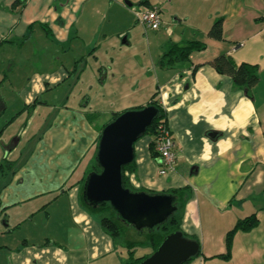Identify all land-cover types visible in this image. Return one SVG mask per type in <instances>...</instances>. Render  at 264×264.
Returning <instances> with one entry per match:
<instances>
[{"label":"crops","instance_id":"crops-1","mask_svg":"<svg viewBox=\"0 0 264 264\" xmlns=\"http://www.w3.org/2000/svg\"><path fill=\"white\" fill-rule=\"evenodd\" d=\"M134 4L161 12L153 31L160 51L143 56L138 75L146 82L149 68L153 76L177 160L159 176L144 136L126 177L135 190L189 188L180 228L199 255L187 264H264L263 0H0V264L126 258L80 206L79 185L100 128L148 101L105 102L116 74L128 78L115 88L122 93L135 81L126 36ZM218 20L222 41L207 37ZM188 41L205 49L188 63L159 66L167 42ZM221 54L258 66L253 100L208 65ZM251 214L258 226L236 232L230 259H209L224 253L226 233Z\"/></svg>","mask_w":264,"mask_h":264},{"label":"water","instance_id":"water-1","mask_svg":"<svg viewBox=\"0 0 264 264\" xmlns=\"http://www.w3.org/2000/svg\"><path fill=\"white\" fill-rule=\"evenodd\" d=\"M125 5L131 7L128 2ZM156 115L157 110L152 106L127 110L102 129L96 150L100 172L86 177L82 191L86 203L109 204L118 218L137 232L153 230L176 210L170 196L130 192L122 184V168L134 160V144ZM198 255V243L175 232L166 236L139 264H185Z\"/></svg>","mask_w":264,"mask_h":264},{"label":"trees","instance_id":"trees-1","mask_svg":"<svg viewBox=\"0 0 264 264\" xmlns=\"http://www.w3.org/2000/svg\"><path fill=\"white\" fill-rule=\"evenodd\" d=\"M264 1V0H263ZM207 37L214 41H222V22L221 20L216 21L212 24ZM205 49V45L197 41H188L183 43H171L167 42L164 45L162 56L158 62L159 66L172 67L176 64H185L189 62V56L192 52H200ZM208 65H210L218 74L227 76L231 79L232 88L240 90L246 98L253 100V89L258 83V66L248 63L235 64L230 56L221 54L212 59ZM146 106H152L157 110V115L153 122L147 128L145 134L142 136H149L151 142L149 143V151L153 160H158L157 153L155 151V138L157 135L158 128L166 125V114L160 106L157 99V92H155ZM143 107L135 108L132 110H139ZM125 112V111H124ZM123 113V112H122ZM119 114H113L112 120H114ZM108 124V123H107ZM104 124L100 128V132L107 125ZM141 137V138H142ZM99 140V138H98ZM98 145V143H97ZM93 154L92 160L85 171L83 178L80 180L79 185V203L80 206L89 213L94 219H96L102 229V231L108 235L116 247L124 248L126 251V258L122 261V264H139L142 260L147 258L152 252H154L160 245L162 240L175 232H181V221L183 216V210L186 202L190 198L189 188L182 189H170L160 193H153L147 190L138 189L135 190L131 187L126 173L131 174L135 171V164L132 161L129 165L122 168V184L125 189L130 192H145L147 194H163L170 196L173 199V205L176 210L168 218L166 222L155 227L153 230H142L138 232L142 239H129L130 230L133 228L125 225L112 210L109 204H98L96 206L89 205L83 199L82 191L86 177L91 173H99L100 169L96 163V150ZM1 170V168H0ZM258 226V219L255 214H251L243 219L238 220L233 228L228 231L225 235V253L222 255L214 256L212 258H219L222 260L230 259V251L232 239L236 232H249ZM134 230V229H133ZM135 231V230H134ZM182 235L190 240L197 242L194 238L188 237L182 233ZM198 243V242H197ZM148 249V254L140 257L135 256V249ZM192 260V259H191ZM190 260V261H191ZM188 261V262H190ZM187 262V263H188ZM185 263V264H187Z\"/></svg>","mask_w":264,"mask_h":264},{"label":"rangeland","instance_id":"rangeland-1","mask_svg":"<svg viewBox=\"0 0 264 264\" xmlns=\"http://www.w3.org/2000/svg\"><path fill=\"white\" fill-rule=\"evenodd\" d=\"M138 7H142V6L134 4L132 8H130L129 10L137 9ZM126 34L125 35L129 37V41H130V54H131L130 58L132 62L135 63V65L137 64V72H136V75H134V73L131 75L133 78H135V81L129 82V84H127L130 87L128 90L123 88L124 93H122V87L120 89H115V88H118L117 85L121 84L122 82H127L128 78L125 77L123 79L122 74H119V75L116 74V80L118 84L116 85V87H113L114 91L113 90L111 91V94L107 96V99L105 101V102H109L110 104H114V105L119 102H123V101L132 102L133 104L137 102H141V101L145 102L146 100L149 101L152 95L156 92V87H155V83L153 80V76L149 73V68H147L146 70L147 71V75L145 78L147 80L146 82L141 81L138 75L139 63L143 64V56L148 57L149 53L151 52L152 56L154 57L160 51L158 49L157 42L153 39L154 32L151 30H146L142 26L133 22L129 30L126 32ZM36 69L37 71H39L40 69L39 73L40 75H42L41 67L38 66ZM131 72H133L132 69H131ZM147 102L141 107L146 106L148 104ZM107 105L108 103L106 104V106ZM100 107L104 108L105 105H101ZM142 237L143 236H141L137 231H134L132 229V235H130L129 239L138 240V239H142ZM122 250H124V248H122ZM144 250L145 249H140V248L135 249V256L140 257L144 255L145 253ZM225 251L226 250H224V253ZM222 254H219V255H222Z\"/></svg>","mask_w":264,"mask_h":264},{"label":"built area","instance_id":"built-area-1","mask_svg":"<svg viewBox=\"0 0 264 264\" xmlns=\"http://www.w3.org/2000/svg\"><path fill=\"white\" fill-rule=\"evenodd\" d=\"M26 2L28 0H20ZM134 21L146 30L156 31L162 24L161 12L156 7L133 9ZM158 175L164 176L174 167L177 160L175 143L167 126L158 128L155 138Z\"/></svg>","mask_w":264,"mask_h":264},{"label":"bare ground","instance_id":"bare-ground-1","mask_svg":"<svg viewBox=\"0 0 264 264\" xmlns=\"http://www.w3.org/2000/svg\"><path fill=\"white\" fill-rule=\"evenodd\" d=\"M173 137V136H172ZM158 169V168H157Z\"/></svg>","mask_w":264,"mask_h":264}]
</instances>
